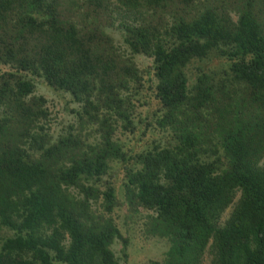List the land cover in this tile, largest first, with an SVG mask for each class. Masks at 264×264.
Returning a JSON list of instances; mask_svg holds the SVG:
<instances>
[{
	"label": "trees",
	"instance_id": "obj_1",
	"mask_svg": "<svg viewBox=\"0 0 264 264\" xmlns=\"http://www.w3.org/2000/svg\"><path fill=\"white\" fill-rule=\"evenodd\" d=\"M122 206L137 264H264V0H0V264H123Z\"/></svg>",
	"mask_w": 264,
	"mask_h": 264
},
{
	"label": "rangeland",
	"instance_id": "obj_2",
	"mask_svg": "<svg viewBox=\"0 0 264 264\" xmlns=\"http://www.w3.org/2000/svg\"><path fill=\"white\" fill-rule=\"evenodd\" d=\"M107 32L113 35L116 41L123 46L118 30L107 29ZM135 59L139 66H145L149 63V59L142 55H136ZM35 83L36 93L43 94L48 100V105L54 117L53 129L56 132L60 130L63 123H67L70 120L69 107L73 104L69 103L68 95L48 88L38 79L35 80ZM142 214L132 215L128 213L125 206H122L117 211V222L123 234L129 238L126 256L121 251L120 243L113 245L116 255L123 264H137L148 259H160L167 250V243L164 240L145 233L144 215ZM203 264H209L208 256L205 257Z\"/></svg>",
	"mask_w": 264,
	"mask_h": 264
}]
</instances>
